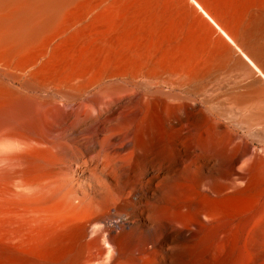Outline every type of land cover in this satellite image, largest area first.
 I'll return each mask as SVG.
<instances>
[{
  "label": "bare ground",
  "instance_id": "obj_1",
  "mask_svg": "<svg viewBox=\"0 0 264 264\" xmlns=\"http://www.w3.org/2000/svg\"><path fill=\"white\" fill-rule=\"evenodd\" d=\"M211 77L264 133V0H0V264H156L122 211L171 142L186 170L134 208L174 243L161 264H264V153L174 92Z\"/></svg>",
  "mask_w": 264,
  "mask_h": 264
},
{
  "label": "rangeland",
  "instance_id": "obj_2",
  "mask_svg": "<svg viewBox=\"0 0 264 264\" xmlns=\"http://www.w3.org/2000/svg\"><path fill=\"white\" fill-rule=\"evenodd\" d=\"M219 79H221V77H211L207 79L201 85L200 89L194 88L186 90L181 87H175L174 92L180 95L178 96L179 100H190L194 102L199 111H202L206 115L212 117L214 120L220 121L223 123H220L221 125H231L233 119H231V115L228 114L227 109H229V102L236 94V90H233L231 86H222V83ZM148 88H153V84H150ZM132 89L139 93L146 89V84L133 83ZM231 128L240 136L244 137V139H247L252 147H255L259 152L264 153V133L260 131L262 128L261 124L255 125L253 130L255 134L251 136L245 134L243 129L235 126L234 124L231 125ZM191 156L192 155H190L186 149L174 142H171L165 147V150L162 154L158 156L148 155L140 158V165L142 166L138 169H134L130 175V181L128 183L127 189L133 190L134 193L140 190L143 192V195L142 199L137 200L135 198L136 195L134 194L132 196L134 202H129L127 200V204L124 206L122 213L126 214L128 217V225H130L132 228L136 227L135 229L133 228V230L127 227L126 231L128 230L130 233V242L132 244L141 243L143 241L147 242L150 253L145 252L146 256L151 259L153 258L156 264H161L163 260H165L167 249H170L174 243L168 241L164 234L159 235L160 233H154L152 230L153 224L148 223L146 216L139 214L137 211L135 212L134 208H143L144 203L151 200L150 190H153L154 193L158 195V186L162 183V177H168L167 181L172 183V179L175 174L186 170V166L188 165ZM65 176L67 178H72L76 184L77 182L81 183L79 182L81 177H79L77 174L74 175L73 173L70 174L65 171ZM82 181L86 184L88 179H84ZM106 181L110 185L115 186L112 178L106 177ZM76 184L75 188H78L80 191L78 195L83 197L84 193L81 192L82 187L80 188ZM101 194V191H96L94 194H91L96 195L97 203L99 204L98 208L94 209V215L92 217L95 215H102L108 207H110L111 210L114 208V206L110 204L112 201H109V199L112 197L110 193ZM126 196L128 197L129 195ZM84 205L87 206L85 201ZM91 264H106V262H92Z\"/></svg>",
  "mask_w": 264,
  "mask_h": 264
}]
</instances>
